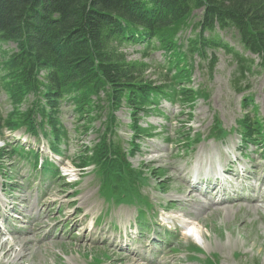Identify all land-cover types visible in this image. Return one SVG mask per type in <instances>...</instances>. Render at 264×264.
Masks as SVG:
<instances>
[{"label": "rangeland", "instance_id": "374dc122", "mask_svg": "<svg viewBox=\"0 0 264 264\" xmlns=\"http://www.w3.org/2000/svg\"><path fill=\"white\" fill-rule=\"evenodd\" d=\"M201 15L202 10L194 13L191 25L179 33L177 47L168 53L138 43L121 47L129 60L149 65L144 72L145 80L153 86L175 74L176 66L168 69L167 61L176 52L180 67L190 71L188 88L198 94L194 104L189 102L191 92H187L172 104L159 97L148 107L135 110V114L126 104L114 111L117 139L131 153L129 162L135 178L139 179V192L131 186L119 194H111L104 188L100 190L94 166L87 168L83 175L75 166L83 162L86 150L96 147L106 130L110 106L104 95L91 118L77 116L70 102L60 107L59 128L67 133L65 142L60 144L62 157L55 156L48 145L44 130L49 133L50 125H35L41 121L38 115L29 126L21 124L17 130L5 129L0 133V157L4 156L0 161V189L4 188L0 201L15 204L12 205L15 210L9 213L3 210H11V207L1 208L0 264H264L263 193L241 191L247 197L258 199L257 208L243 201L226 202L202 211L196 220L190 219L179 214L178 200L185 196L184 191H178V186L184 183L174 180L167 168L170 162H175L191 176L199 154H213L216 158L232 151L240 164L257 173L260 168L254 167L262 164L260 173L264 175L261 143L242 144L238 127V122L246 116L247 121L264 125V68L257 64L259 59L255 55L248 54L255 64L251 71L239 77L237 61L222 48L190 53L188 42L195 36ZM218 34L230 48L243 53L234 31ZM9 46L15 48L13 43ZM171 83L164 84L170 91ZM31 101L33 96L14 104L0 86V110L5 118L15 113L24 115ZM136 124L145 129L142 135L134 134ZM216 125L226 135L219 139L208 137ZM32 126H36L38 136L30 132ZM198 137L201 138L199 144L193 142ZM252 141L264 145V137L258 130ZM13 146H17V152ZM230 158L226 156L225 161L232 162ZM215 160L217 165H222L220 160ZM50 164L57 172L44 176ZM214 168L217 170L215 165ZM247 186L254 188L259 183L251 180ZM203 200L201 203L206 204L207 199ZM191 205L194 208H187V212L197 217L198 209ZM38 216L36 225H46L45 230L38 229L34 237L27 235L26 240L32 241L30 250L24 252V258L17 256L24 238L12 231L28 229L34 224L32 218ZM136 223L140 230L138 228L139 236L134 241H138L139 249L117 247L125 242H119L116 236L129 227L136 234ZM188 228L195 229L198 236L189 237ZM7 244L12 247L9 253ZM143 245L148 249L144 250ZM135 249L146 251L145 257L133 259L130 252ZM120 257L126 261H121Z\"/></svg>", "mask_w": 264, "mask_h": 264}, {"label": "trees", "instance_id": "16d2710c", "mask_svg": "<svg viewBox=\"0 0 264 264\" xmlns=\"http://www.w3.org/2000/svg\"><path fill=\"white\" fill-rule=\"evenodd\" d=\"M197 10L202 15L195 27L198 31L189 40L190 52L221 46L233 54L237 73L243 77L255 61L235 52L218 34L234 30L242 48L257 55L264 68V0H0V86L14 104L29 94L36 97L24 115L4 118L0 110V132L5 127L29 126L39 115L41 121L35 125H50L46 135L50 146L62 154L60 144L67 133L59 128L60 107L70 102L81 118H90L103 94L110 106L107 128L78 166L94 164L104 181L135 188L138 179L129 162L130 152L116 138L114 111L126 104L135 114L159 97L175 103L187 92L194 103L198 94L188 88L190 71L180 67L176 52L167 61L168 69L176 66L175 74L153 86L145 80L149 65L129 60L121 47L138 43L168 53L177 47L179 33L191 25ZM8 43L16 48H3ZM171 81L170 91L164 84ZM246 119L239 121L241 136L252 143L254 131L262 134L264 127ZM29 128L38 135L36 126ZM134 132L141 135L138 124ZM49 173L53 174V168Z\"/></svg>", "mask_w": 264, "mask_h": 264}, {"label": "bare ground", "instance_id": "6f19581e", "mask_svg": "<svg viewBox=\"0 0 264 264\" xmlns=\"http://www.w3.org/2000/svg\"><path fill=\"white\" fill-rule=\"evenodd\" d=\"M152 160L153 159H151V161ZM153 161H155V160H153ZM214 161H216V160H215V155H213V154H207V155H204L202 153L199 154V156L197 157L196 166L193 168L192 173L195 171V168L198 166L199 167L198 173L201 174V175L204 174V175H202L201 178H202V180H205L204 176L206 174L213 175V174H215L217 172V170H215V168H214ZM155 162H162V160H156ZM226 162L227 163H231L229 160L228 161L226 160ZM167 166H168L167 168L169 169V171H171V173L173 175V179L178 181V182H180V183L181 182L184 183L182 186H178L179 187L178 191L179 192L184 191L183 194L185 196V197H183V198L178 200L179 203H180L179 214L181 216H185V217H188L190 219H195L196 220L200 216L202 211H204L206 209H211V208H213L215 206H218L221 203L233 202V201H237V200H239L240 202L241 201H243V202L246 201L247 203L251 204V206L256 207L255 204H256V202H258V199H256L255 197H252L249 200H247V199H245L243 197L237 198V200H229L227 198H220L217 201L214 200L213 198H210V201H208L206 204L205 203L203 204V203H201V200H202L201 196L205 195V194H209L210 193L209 190H206V191H197V190H195L196 187H195V184L192 181V175L189 176V171L185 170V168L183 166H180L179 164H177L175 162H170V164L167 165ZM218 166L222 167V165H218ZM257 167L260 168V171L257 173L252 168L251 172H250V175H249L251 180H255L256 182L259 183V186L252 188V192L253 193H257V194H261V193L264 194V175H261V173H260L261 169H262V164L258 163L256 168ZM211 194H213V193H211ZM191 203L193 205H196V208L198 209L197 213H195V215L197 217H192L191 213L187 212V210H188L187 208H190V209L194 208L191 205ZM3 207L5 209V208H8L9 206L6 205V204L0 205V214H1V208H3ZM14 207L15 206H11L12 209H14ZM214 210L216 211L217 208H215ZM32 219H34V222H33L34 224L31 225L28 229L23 228V229H19V230H16V231H14V230L12 231V232L18 233L20 236H22L24 238L21 241L22 245H23L22 246V250L17 254V256H20L22 258H24L25 255H26V253H24V252L27 251V250H30V245L32 243L31 240H26V239H29V238H26V236L29 235V234H33V237H34L35 234L38 233L37 232L38 229L45 230V227H46V225H45V227L36 225V222L40 219V216H38L37 218L33 217ZM192 230H194V229H192ZM1 234H2V232L0 233V235ZM9 246L10 245L7 244L5 247H9ZM0 248H1V246H0ZM143 248H144V250L148 249L145 245H143ZM144 250L142 252H140L138 250L131 251L130 252V253H132L131 257L134 259V258H140L141 256H144L145 255L144 252H146ZM7 251H8V253L11 252L12 251V247H9ZM121 261L125 262L126 260H125V258L122 257Z\"/></svg>", "mask_w": 264, "mask_h": 264}]
</instances>
